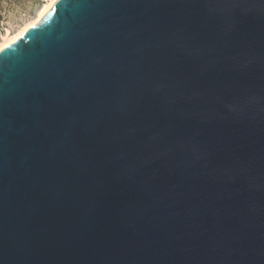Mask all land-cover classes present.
<instances>
[{
    "label": "water",
    "instance_id": "95a60500",
    "mask_svg": "<svg viewBox=\"0 0 264 264\" xmlns=\"http://www.w3.org/2000/svg\"><path fill=\"white\" fill-rule=\"evenodd\" d=\"M0 264H264V0H56L1 49Z\"/></svg>",
    "mask_w": 264,
    "mask_h": 264
},
{
    "label": "rangeland",
    "instance_id": "374dc122",
    "mask_svg": "<svg viewBox=\"0 0 264 264\" xmlns=\"http://www.w3.org/2000/svg\"><path fill=\"white\" fill-rule=\"evenodd\" d=\"M44 0H0V41L8 31L15 32L34 18Z\"/></svg>",
    "mask_w": 264,
    "mask_h": 264
},
{
    "label": "bare ground",
    "instance_id": "6f19581e",
    "mask_svg": "<svg viewBox=\"0 0 264 264\" xmlns=\"http://www.w3.org/2000/svg\"><path fill=\"white\" fill-rule=\"evenodd\" d=\"M56 0H44V3L40 7L38 14L32 18L31 20L27 21L24 25H22L17 31L10 32L8 31L6 35L2 36V40L0 41V50L10 44L12 41L17 39L20 35H22L29 27L37 23L42 16L45 14L47 10H49L52 5L55 3Z\"/></svg>",
    "mask_w": 264,
    "mask_h": 264
}]
</instances>
